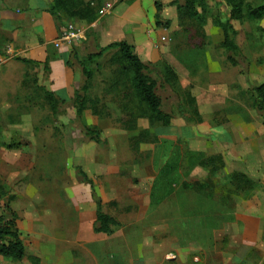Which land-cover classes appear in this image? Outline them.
Listing matches in <instances>:
<instances>
[{"label":"rangeland","instance_id":"obj_1","mask_svg":"<svg viewBox=\"0 0 264 264\" xmlns=\"http://www.w3.org/2000/svg\"><path fill=\"white\" fill-rule=\"evenodd\" d=\"M108 1L99 6V15L104 16L107 5L112 3ZM132 1L136 0H121L114 8L121 4L128 6ZM172 1L155 0L162 5L164 25L157 27L155 23L152 27L155 48H140L137 51L149 67V75L158 83L163 111L174 118L170 127H164L149 113L137 111L136 124L130 128L135 111L132 115L127 114L129 91L128 86L123 85L122 78L125 63L117 51L107 53L94 66L86 110L81 118L78 117L74 96L85 84V78L79 63L73 59L74 50L77 48L81 57L95 53L101 39L98 30L94 32L90 29L87 39L84 34L72 42L60 41L69 28L83 27L76 21L91 25L90 20H79L69 15L76 9H63L61 23L52 16L60 31L59 36L47 42L39 40L34 55L19 56L28 59L34 57L40 65L19 63L20 70L14 73V79L18 81L17 90H23L24 96L17 103L5 102L1 106L4 108L0 118L1 131H34L33 152L15 156L24 157L17 172L28 168V178L20 183L28 182L30 192L46 194L50 198L52 211L61 209L59 221L65 229L67 227L69 234H63L56 226L45 236L53 244L71 241L76 236L70 228L76 217H81L85 197L91 193L90 187L78 174L81 167L96 182L103 195L142 196L146 200L139 208L161 209L166 214L164 225L180 229L185 222H189L195 234L183 236L190 241L201 239L202 231L208 233H205V238H219L217 247L212 243V257L218 259V255L214 256L218 251L231 260L239 253L240 243L248 242L250 249L249 246L244 248L250 250L247 258L252 264H264V128L259 125L257 131H246V137L229 142L231 146L218 134H209L208 127L204 125L213 121V124H218L217 120L225 121L226 116L216 114L215 118L208 120L198 113L194 102L195 92L198 91L200 100L205 103L208 100L205 90H210L208 85L213 83L214 92L228 95L237 92L236 96L264 123V118L253 106V98H250L251 88L264 83V18L258 21L232 20L238 31L236 44L241 50V55L235 56L239 66L233 68L229 55L222 47V31L213 26L217 18L230 20L231 6L225 0H205L201 9L204 21H197L184 19ZM246 3L259 7L264 0H247ZM88 4L91 8L97 6L95 2ZM164 37L166 42L163 41ZM5 42L4 39L0 40V68L7 61L18 64L15 61L18 56L14 52L4 51ZM45 46L47 56L42 51ZM171 61L180 71L178 74L174 69L179 81L167 85L162 72L165 65L171 66ZM178 61L181 63H176ZM69 62L74 66L70 67ZM239 72L248 78L251 73L257 75L254 83H248L250 92L240 94L237 82L234 88L220 86L227 84L224 80L234 83V74L238 75ZM23 79L29 83L28 90L20 83ZM43 88L64 100L57 116L53 114ZM181 105L186 108V116L198 121L187 123L181 116ZM88 129L98 131L103 144L92 140L87 134ZM229 147H232L230 155ZM31 154L34 155L33 164ZM224 155L229 168L226 167ZM219 157L224 161L222 168ZM206 160L209 161L208 169L202 165ZM235 174L242 176L235 178ZM1 188L4 197L8 196ZM176 194L179 198L175 197ZM10 199L0 202V209L9 206ZM187 209L189 217L185 216ZM225 232L232 233V236H221ZM201 252L195 250L194 256L201 258Z\"/></svg>","mask_w":264,"mask_h":264},{"label":"crops","instance_id":"obj_2","mask_svg":"<svg viewBox=\"0 0 264 264\" xmlns=\"http://www.w3.org/2000/svg\"><path fill=\"white\" fill-rule=\"evenodd\" d=\"M53 1L0 0V40L4 39L6 41L4 44L6 53L14 52L18 57L21 55H34V50H38L36 44L39 45V40L47 42L59 36L60 31L56 27L55 20L48 12ZM83 1L85 3L95 2L97 6L102 7V3L107 0ZM119 1L121 0L108 1L112 3L107 5L104 16L100 14L99 18L89 26L86 23L76 21L78 24L83 25V27L76 30H80L83 35L85 34L86 39L89 36L88 30L92 29L91 31L94 32L98 30L101 46L103 47L115 42H127L134 45L137 51L140 48H155V32L152 30L157 14L155 0H136L128 6L121 4L115 9L114 7ZM23 10L26 12L22 13ZM44 48H42V51L44 50L43 55L47 56V47ZM28 60L36 61L34 57ZM17 63L7 61L1 64V119L4 112V108L1 106L5 102L17 103L18 99L24 96L23 90H17L18 81L14 79V73L20 70L19 63L26 64L20 61H17ZM170 65L180 74L174 61H171ZM234 76V83L224 80L227 84L220 86L234 88V84L237 82L240 94H244L245 91L250 92L248 83L252 84L257 79V75L252 73L249 78L244 77L241 72L238 75L234 74ZM20 83L24 89L28 90V81L23 79ZM258 86L260 85H256V87ZM212 87H214V84L210 83L208 85L210 90L206 89V92L204 91L208 96L205 103L200 100L199 92H195L200 115L208 118V120L215 118L216 114L226 116L225 121L217 120L218 124H213L214 121L208 125L204 124L208 127L209 134H218L229 144L231 141L237 142L240 141V138L246 137V131H257L259 125L264 128V123L258 117V114L247 107L240 97L236 96L237 92L234 91L229 95L227 93L220 94L212 91ZM34 137V131H1L0 128V188L2 187L5 193L8 194L6 197H1L0 202L6 201L9 197H14L9 202V207L17 215V233L26 251L25 258L22 261H14L0 256V264H224L225 261H227L226 264H252L247 258L250 250L244 249L248 248V242H245L247 245L240 243L239 253L233 256L231 260L224 258L223 252L218 253V251L214 254V256L218 255L217 259L212 257L211 253L212 243L215 246L220 244L219 238H205L208 233L202 231L203 236L201 239L194 242L193 240L190 241L183 236L195 231L194 228L189 226V222H185V226H181L180 229L178 227L173 228L168 224L164 225L166 214L164 215L161 209H150V207L146 209L142 206L139 208L141 203L144 205L145 197L138 195L105 196L95 181L93 182L95 193L102 202L103 213L113 218L119 226L111 227L113 230L112 235L97 234L95 232L97 202L93 196L91 185L87 184L91 193L87 195L88 197L86 196L87 199L85 197V208L81 209V217H78V219L76 217L74 225L70 228L76 236L71 241L53 244L48 237L45 239V236L51 233L56 226L63 234H69L67 227L65 229V226L59 221L62 215L61 209L57 212L52 211L50 198L46 194L43 192L36 194V191L30 192L29 185L26 184L28 182L20 183L21 180L28 178L30 174L28 168L21 173L17 172L20 169L19 165L23 164L24 157L21 159V157L16 158L15 156H20L19 154L25 152L26 154L32 153L34 150ZM14 139H18V141ZM231 150L232 147L228 155L232 153ZM31 155V163L33 164L34 155ZM224 160L226 167L229 168L230 165L225 155ZM28 161L27 159V163H29ZM234 170L241 173L235 168ZM249 180L252 181L251 178ZM175 197H178V194ZM2 206L4 205L2 204ZM86 208L88 209L86 210ZM187 210H185V216L189 217V209ZM171 211L173 212V210ZM5 214V208L0 209V218ZM170 216L173 215L170 214ZM194 234L195 232L192 236ZM226 234L230 235L232 233L225 232L221 236L225 237ZM248 249H250V246ZM195 250L202 251L201 258L194 256ZM214 251L216 252L215 248Z\"/></svg>","mask_w":264,"mask_h":264},{"label":"trees","instance_id":"obj_3","mask_svg":"<svg viewBox=\"0 0 264 264\" xmlns=\"http://www.w3.org/2000/svg\"><path fill=\"white\" fill-rule=\"evenodd\" d=\"M232 8L231 17L228 21H222L217 18L213 22V26L222 31L223 42L222 47L225 52L229 55V61L232 66H239V62L236 57L241 55V50L236 44V38L238 31L232 24L233 21L249 20L258 21L264 18V4L255 7L250 3H246L247 0H225ZM134 1L130 2L132 4ZM177 7L179 14L182 15L184 19H193L197 21H204L203 14L201 12L202 7L205 4V0H173L171 2ZM71 6H68V5ZM157 14L155 17V23L157 27L164 25L162 20L163 8L160 3H156ZM67 10L75 12L70 13L72 17H76L79 20H90L89 22L94 23L99 18V6L92 7L85 3L83 0H54L50 6L48 12L55 18L56 22L61 23V10ZM70 16V17H71ZM169 25V23H166ZM111 51L119 52L123 62L125 63L124 75H123V85L128 86L129 91V110L128 115H132V124L130 128L136 124V119L138 118V112L149 113L152 119L161 123L164 127H170L173 121V117L163 111V100L158 94V83L149 75V67L141 60L137 54L136 47L127 42H115L108 46L97 47L95 53H90L87 56L81 57L78 49L74 50L73 59L76 60L83 70V76L85 78V84L82 88L75 92V103L77 106L78 117L81 118L82 114L86 110L88 95L91 91V82L94 78V66L97 65L100 60H102L105 55ZM26 65H36L39 66L40 63L24 58H16ZM68 65L73 67V63L69 62ZM47 69V67H46ZM164 82L167 85L178 83L179 77L177 72L172 66L165 65L164 71L162 72ZM46 100L50 103L51 109L55 116L59 113V108L64 104V100L60 99L54 92L43 88ZM253 106L255 110L262 115L264 118V83L258 87H252L251 89ZM196 102V98H194ZM133 106V107H132ZM179 110L182 118L187 123H195L196 119L186 116L185 106H179ZM138 111V112H137ZM92 140L96 141L98 144H103L100 139V133L95 130L88 129L87 133ZM211 163V160L208 159ZM206 160L202 165L208 169L209 161ZM220 167H224V161L222 157H219ZM78 174L84 183L91 185L93 190V196L97 202V220L95 225V232L97 234H107L112 235L113 227L119 226V224L111 217L103 213L102 202L100 198L95 193V187L93 181L80 167L78 168ZM241 177L240 174H235V178ZM238 179V178H237ZM249 180V179H248ZM252 182L251 180H249ZM1 190H3L1 188ZM4 192L0 191V197H4ZM11 197L10 200H13ZM6 214L0 218V256L14 260L22 261L25 258V247L23 242L17 233V215L10 209L7 205L5 207Z\"/></svg>","mask_w":264,"mask_h":264},{"label":"built area","instance_id":"obj_4","mask_svg":"<svg viewBox=\"0 0 264 264\" xmlns=\"http://www.w3.org/2000/svg\"><path fill=\"white\" fill-rule=\"evenodd\" d=\"M82 35H83V33L80 30H76L74 28H69V30H67L66 32L63 33L60 41L72 42L74 40H77V38H80ZM163 41L164 42L167 41L166 37H164Z\"/></svg>","mask_w":264,"mask_h":264}]
</instances>
